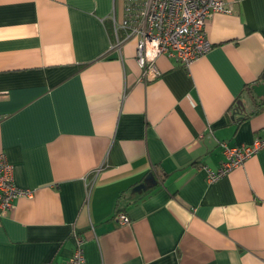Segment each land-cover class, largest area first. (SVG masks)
Masks as SVG:
<instances>
[{"label":"crops","instance_id":"1","mask_svg":"<svg viewBox=\"0 0 264 264\" xmlns=\"http://www.w3.org/2000/svg\"><path fill=\"white\" fill-rule=\"evenodd\" d=\"M224 1L211 51L161 56L145 83L137 40L111 48L127 0H0V155L31 193L1 220L0 264H66L77 239L86 264H264V148L206 178L220 143L264 138L247 91L264 83V0Z\"/></svg>","mask_w":264,"mask_h":264},{"label":"built area","instance_id":"2","mask_svg":"<svg viewBox=\"0 0 264 264\" xmlns=\"http://www.w3.org/2000/svg\"><path fill=\"white\" fill-rule=\"evenodd\" d=\"M125 12L121 27L125 37L117 39L111 48L120 51L122 44L135 38L142 80L148 83L161 74L157 67L161 56L189 67L207 55L213 46L206 30L208 20L217 13L231 14L233 10L224 0H127ZM220 146L225 160L216 171L206 168L209 183L240 167L263 149L264 138H257L249 145L229 146L222 142ZM30 194L16 186L13 165L5 155H0V224L5 214L15 208V201ZM116 219L121 223L128 222L122 214ZM82 245V240L77 239L73 255L66 264H86Z\"/></svg>","mask_w":264,"mask_h":264},{"label":"water","instance_id":"3","mask_svg":"<svg viewBox=\"0 0 264 264\" xmlns=\"http://www.w3.org/2000/svg\"><path fill=\"white\" fill-rule=\"evenodd\" d=\"M253 90H254V93L257 97L264 99V83H258L256 85H254ZM152 180L154 181V176H153V174H149L146 178V182H149ZM154 182L156 183V181H154ZM147 187L148 186L146 185V183H142V184L136 186L134 188V191L140 192V191L146 189Z\"/></svg>","mask_w":264,"mask_h":264},{"label":"trees","instance_id":"4","mask_svg":"<svg viewBox=\"0 0 264 264\" xmlns=\"http://www.w3.org/2000/svg\"><path fill=\"white\" fill-rule=\"evenodd\" d=\"M253 86H254V85H252V86H250V87L247 88L248 95H249L252 99L256 100L255 103H259V104L261 105L263 101L258 102V100L256 99L257 96L255 95L254 90H253Z\"/></svg>","mask_w":264,"mask_h":264}]
</instances>
